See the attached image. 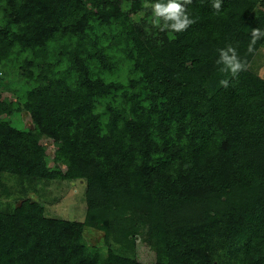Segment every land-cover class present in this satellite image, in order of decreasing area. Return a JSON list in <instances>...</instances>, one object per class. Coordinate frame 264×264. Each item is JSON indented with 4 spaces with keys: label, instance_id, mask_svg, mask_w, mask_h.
<instances>
[{
    "label": "trees",
    "instance_id": "obj_1",
    "mask_svg": "<svg viewBox=\"0 0 264 264\" xmlns=\"http://www.w3.org/2000/svg\"><path fill=\"white\" fill-rule=\"evenodd\" d=\"M155 2L0 0V71L18 63L29 82L0 96V198L71 178L86 204L83 222L29 198L1 208L8 264H264V79L248 67L264 38L247 51L264 0H222L219 12L192 0L196 22L179 33L154 23ZM227 46L248 65L235 79L216 63ZM119 65L124 77L106 80ZM23 111L32 129L9 120ZM90 227L103 244L88 243ZM137 237L153 261L108 244L136 250Z\"/></svg>",
    "mask_w": 264,
    "mask_h": 264
},
{
    "label": "rangeland",
    "instance_id": "obj_2",
    "mask_svg": "<svg viewBox=\"0 0 264 264\" xmlns=\"http://www.w3.org/2000/svg\"><path fill=\"white\" fill-rule=\"evenodd\" d=\"M264 11V5L258 7ZM134 18H137L134 17ZM18 63L8 64L6 71H0V96L14 100L17 95H21L26 88L29 87L28 81L19 70L14 69ZM255 74L264 79V43L258 49L257 53L251 59L249 66ZM126 68L119 65L112 73H104L103 76L106 80L123 78ZM4 117V115H2ZM9 118V117H8ZM9 120L16 126L23 128H33V123L30 116L25 112H14ZM40 145L45 148L46 154L49 159V165L55 169H60L66 172V167L57 162L55 157L56 146L52 139L42 137ZM7 177V176H6ZM13 188H17L15 179H9ZM85 182L83 179L71 178H58L49 179L37 177L34 180L33 189H30L24 198H29L31 201L40 203L44 208V214L47 217L62 219L67 221L83 222L86 218V204L84 201ZM21 198H0V209L7 206H16L19 204ZM85 239L91 245L103 244V231L97 228H87L84 232ZM137 243L136 250H124L119 244L115 243L109 238L108 244L116 253L124 251L125 255L132 256L142 262L148 263L153 261L154 253L142 243L139 238H135ZM0 264H8V254L4 244H0Z\"/></svg>",
    "mask_w": 264,
    "mask_h": 264
},
{
    "label": "clouds",
    "instance_id": "obj_3",
    "mask_svg": "<svg viewBox=\"0 0 264 264\" xmlns=\"http://www.w3.org/2000/svg\"><path fill=\"white\" fill-rule=\"evenodd\" d=\"M192 0H156L155 3L145 4L153 15L154 23L158 25L161 31L170 30L175 33L186 31L188 27L196 21L189 17L187 12V5L191 4ZM212 8L219 12L222 8V0H212ZM162 21V23H160ZM264 38V30L253 28L251 30V40L248 47V52L253 51V45L257 40ZM219 58L217 64L224 67L221 71L227 72L232 78L238 77L239 73L247 70V61L242 60L234 47L227 46L219 49ZM222 87H229L227 79L221 80Z\"/></svg>",
    "mask_w": 264,
    "mask_h": 264
}]
</instances>
